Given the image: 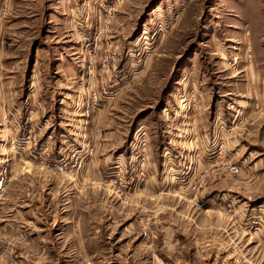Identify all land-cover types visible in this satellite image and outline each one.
I'll return each instance as SVG.
<instances>
[{"label": "rangeland", "instance_id": "1", "mask_svg": "<svg viewBox=\"0 0 264 264\" xmlns=\"http://www.w3.org/2000/svg\"><path fill=\"white\" fill-rule=\"evenodd\" d=\"M0 264H264V0H0Z\"/></svg>", "mask_w": 264, "mask_h": 264}, {"label": "built area", "instance_id": "2", "mask_svg": "<svg viewBox=\"0 0 264 264\" xmlns=\"http://www.w3.org/2000/svg\"><path fill=\"white\" fill-rule=\"evenodd\" d=\"M235 168H237V166Z\"/></svg>", "mask_w": 264, "mask_h": 264}]
</instances>
